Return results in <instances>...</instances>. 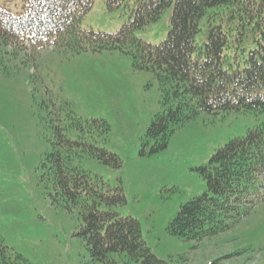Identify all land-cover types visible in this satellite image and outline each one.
<instances>
[{
	"label": "rangeland",
	"instance_id": "374dc122",
	"mask_svg": "<svg viewBox=\"0 0 264 264\" xmlns=\"http://www.w3.org/2000/svg\"><path fill=\"white\" fill-rule=\"evenodd\" d=\"M21 9L22 0H0V10L11 15ZM128 11L95 0L79 27L113 35L130 20ZM171 18L172 5L134 35L159 45ZM220 18L226 19L217 14L215 22ZM207 26L202 19L197 45L206 41ZM24 45L20 51L0 47V242L9 250L5 261L0 256V264H101L91 259L78 235L79 211L55 203L42 177L46 155L58 148L55 126L76 120L91 123L85 125L81 142L114 154L120 167L87 149L75 151L73 166L110 186L120 183L125 201L113 210L138 222L142 240L157 258L170 264H264V202L201 241L167 231L180 207L205 192L199 168L229 140L245 136L258 118L234 112L199 114L177 128L164 149L152 152L145 135L162 106L151 72L134 69L131 56L118 51L75 54ZM63 134L77 139L74 127Z\"/></svg>",
	"mask_w": 264,
	"mask_h": 264
},
{
	"label": "trees",
	"instance_id": "16d2710c",
	"mask_svg": "<svg viewBox=\"0 0 264 264\" xmlns=\"http://www.w3.org/2000/svg\"><path fill=\"white\" fill-rule=\"evenodd\" d=\"M94 1L22 0L18 15L0 11V47L20 51L27 43L34 49H69L75 54L130 55L132 67L151 72L161 93L162 111L145 135L152 152L164 149L169 136L199 114L234 112L258 118L245 136L229 140L199 168L205 192L182 205L167 226L170 235L189 241L222 233L256 203L264 202V0H106L110 9L127 7L131 17L113 35L80 29V20ZM171 5L164 41L150 45L135 37V31L155 22ZM217 14L226 19L215 22ZM204 18L207 39L197 45L195 37ZM85 125L91 123L76 120L67 127L55 126L58 148L46 155L42 176L53 190V201L79 211L78 235L93 261L170 264L146 246L135 219L113 210L125 201L120 183L110 186L73 166L75 151L87 149L93 157L120 167L114 154L81 142ZM69 127L77 131L75 141L63 134ZM8 251L0 242L2 260Z\"/></svg>",
	"mask_w": 264,
	"mask_h": 264
}]
</instances>
